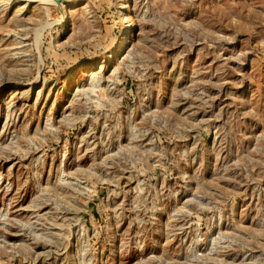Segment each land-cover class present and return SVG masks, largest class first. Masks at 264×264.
Wrapping results in <instances>:
<instances>
[{"label": "rangeland", "instance_id": "rangeland-1", "mask_svg": "<svg viewBox=\"0 0 264 264\" xmlns=\"http://www.w3.org/2000/svg\"><path fill=\"white\" fill-rule=\"evenodd\" d=\"M0 264H264V0H0Z\"/></svg>", "mask_w": 264, "mask_h": 264}, {"label": "bare ground", "instance_id": "bare-ground-1", "mask_svg": "<svg viewBox=\"0 0 264 264\" xmlns=\"http://www.w3.org/2000/svg\"><path fill=\"white\" fill-rule=\"evenodd\" d=\"M125 5V4H124ZM126 7V5L125 6H123V8H125ZM127 24V23H126ZM130 26H132V23L131 22H129V24L126 26V28H129ZM117 27V26H116ZM124 28V27H123ZM124 42V41H123ZM123 42H121V43H118V45H117V47H120V45H121V47H122V44H123Z\"/></svg>", "mask_w": 264, "mask_h": 264}]
</instances>
